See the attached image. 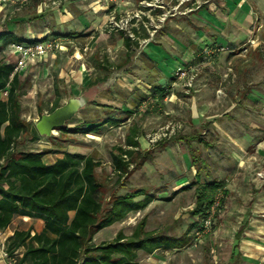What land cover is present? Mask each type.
Returning a JSON list of instances; mask_svg holds the SVG:
<instances>
[{"label": "rangeland", "instance_id": "1", "mask_svg": "<svg viewBox=\"0 0 264 264\" xmlns=\"http://www.w3.org/2000/svg\"><path fill=\"white\" fill-rule=\"evenodd\" d=\"M65 4L73 19L59 21L54 12ZM81 4H0V31L24 38L41 37L47 28L73 34L59 35L65 37L64 50L19 72L20 117L34 127L56 97L60 105L69 97L84 100L65 123L70 130L55 129L37 140L24 133L16 149L45 151L47 163L65 150L92 154L100 161L96 178L103 207L115 194L137 188L154 193L146 207L93 236L97 244L120 230L130 235L141 220L146 232L170 238L187 233L182 247L139 250V264H234V236L244 220L249 224L240 239L239 264H264V195L253 193L264 179V0H115L106 8L94 0L96 9L86 8L79 22ZM136 14L142 28L126 62L125 47L108 19ZM252 41L260 44L251 49ZM6 52L0 50V58L13 62ZM155 84H170L161 103L148 94ZM109 115L121 121L96 133L71 131ZM133 125L138 151L128 173L118 179L111 153L125 147ZM200 133L211 146L187 141ZM241 137L242 146L237 144ZM193 153L202 160L197 171ZM214 179L227 180L226 192L219 188L203 212L192 214L197 187ZM185 185L191 187L182 189ZM207 215L208 227L198 231Z\"/></svg>", "mask_w": 264, "mask_h": 264}, {"label": "trees", "instance_id": "2", "mask_svg": "<svg viewBox=\"0 0 264 264\" xmlns=\"http://www.w3.org/2000/svg\"><path fill=\"white\" fill-rule=\"evenodd\" d=\"M117 32L124 45L137 42L121 31ZM51 35L60 34L53 32ZM26 40L30 39L11 31H0V50ZM13 69V62L0 58V91L8 88L6 97H0V229H5L15 215L39 218L44 222L40 232L31 234L29 229H15L7 238L5 246L8 252L23 247L18 264H139V250L152 253L161 247L184 246L189 239L187 233L170 238L146 232L143 220L130 235L120 230L109 241L93 242V236L99 230L143 209L156 195L145 188H137L111 196L108 206L103 207L98 198L101 184L96 178L100 161L92 154L65 150L61 156L47 163L43 159L45 151L16 149L24 133L29 132L33 140L41 135L35 126L20 117V79L19 73ZM168 91L169 84H158L151 86L148 92L156 103H161ZM59 100V97L53 100L49 112L60 105ZM120 121V118L109 115L102 122L76 125L71 131L96 133L103 126L116 125ZM56 129L60 132L70 130L65 125ZM137 134L136 126H131L125 147L116 146L111 153L112 169L118 179L128 173L132 156L138 151ZM186 139H197L208 145L201 134L190 135ZM192 157L191 164L197 171V164L202 160L194 153ZM223 186V181L211 180L197 187L196 205L191 213L203 212L211 194ZM190 187L185 185L182 189ZM242 236L240 230L234 236V264H239L238 245Z\"/></svg>", "mask_w": 264, "mask_h": 264}, {"label": "built area", "instance_id": "3", "mask_svg": "<svg viewBox=\"0 0 264 264\" xmlns=\"http://www.w3.org/2000/svg\"><path fill=\"white\" fill-rule=\"evenodd\" d=\"M30 0H0L2 5H21L27 3ZM61 0H53V2ZM115 0H96L97 3H100L102 8H106L109 2ZM136 15H127V16H111L109 20L110 30L121 31L123 35L129 36L131 39H135V35H139V23L136 19ZM64 38L62 36H42L36 39L29 38L30 40L12 43L6 48L7 53H12L14 56L13 72L22 71L29 63H34L36 60H39L45 57L49 53H55L56 51L64 50ZM86 50V48H84ZM184 75V72L181 73ZM8 88L0 91V94L7 95ZM210 223V215H207L202 219V225H199V230H204L208 227ZM0 229V256L4 258L5 264H18L19 258L23 254V247H19L13 250L11 253L8 252L5 246L7 238L3 231ZM31 234H33L31 232Z\"/></svg>", "mask_w": 264, "mask_h": 264}, {"label": "crops", "instance_id": "4", "mask_svg": "<svg viewBox=\"0 0 264 264\" xmlns=\"http://www.w3.org/2000/svg\"><path fill=\"white\" fill-rule=\"evenodd\" d=\"M80 1H82V2H84V4H81V5H79V8H81V10H83V11H81V12H79L80 14H79V16H77V18H76V20L78 21V19H79V22H80V18H84L83 17V15L84 14H82V12H85V10H86V8H92V9H96V7H95V4H94V0H90V2L88 3V2H86L87 0H80ZM42 2V1H41ZM65 7H67L66 6V4L63 6V8L61 9V10H59L58 11V9L59 8H57V10L54 12L55 13V15L58 17V20L59 21H64V20H70V19H73V17H72V15H71V12H69V11H66V9H65ZM84 20V19H83ZM53 32H55L54 31V29L53 28H47V30L46 31H44V33H43V35H40L41 37L42 36H52L51 34L53 33ZM59 31H56V33H58ZM63 33H65V34H60V35H72L73 36V34H71L69 31H67V33L66 32H63ZM118 33V32H117ZM16 34V33H15ZM80 34H83V33H80ZM118 35L120 36V34L118 33ZM142 35H145V33H143ZM39 38V37H38ZM120 38H121V40H122V43H123V39H122V37L120 36ZM136 45L137 44V42H130V44L129 45H124V43H123V45H124V47H125V61L127 62L128 60L127 59H131L132 58V55H133V52H132V49H133V45ZM260 43H259V41H252V44L250 43V45H249V47L251 48V49H255L256 48V46H258ZM249 48V49H250ZM243 51H248V48H244L243 49ZM7 53V52H6ZM14 60V59H13ZM126 74H128L127 72H125V75ZM173 80V79H172ZM172 80H171V82H172ZM155 85H158V84H155ZM161 85V84H160ZM153 86V85H152ZM151 87V86H150ZM150 87H149V89H150ZM169 87H170V84H169ZM149 91V90H148ZM148 94H149V92H148ZM143 99H145V97H143ZM201 134V133H200ZM192 136H194V135H196V134H191ZM202 135V134H201ZM190 136V135H189ZM203 136V135H202ZM192 140H194V139H192ZM207 141V140H206ZM244 141V139H243V137H241V139H239V141H238V143L237 144H239L240 146H242V144H241V142H243ZM139 142V141H138ZM208 142V141H207ZM201 143V142H200ZM207 146H211V143L210 142H208V145ZM71 152V151H70ZM215 180V179H214ZM219 181L221 180V181H223L224 182V186L222 187V190L224 191V192H226V188H227V180L226 179H218ZM253 193L255 194V195H264V179H262V181H261V183H260V181H259V185L256 187V188H253ZM254 213V211H253V207H250L249 206V208H248V214L249 215H252ZM18 222V223H17ZM17 224H19V225H17ZM248 224H249V222H248V220H244V221H242L241 223H240V226H239V228L237 229V231H242V233H243V236H244V231H245V229L247 228V226H248ZM43 225H44V222H43V220H41V219H39V218H32V217H29V216H23V215H15L13 218H12V220H11V222L9 223V225L3 230L4 231V233H5V236L6 237H8V236H10V235H12V233H13V231L15 230V229H24V230H26V229H29L32 233H34V232H40L41 230H42V228H43ZM99 232V231H98ZM242 236V237H243ZM241 237V238H242ZM240 238V239H241ZM1 238H0V243H1ZM240 241L241 240H239V245H238V250H240ZM239 255H240V253H239ZM0 264H5V260H4V258L3 257H1L0 256Z\"/></svg>", "mask_w": 264, "mask_h": 264}, {"label": "water", "instance_id": "5", "mask_svg": "<svg viewBox=\"0 0 264 264\" xmlns=\"http://www.w3.org/2000/svg\"><path fill=\"white\" fill-rule=\"evenodd\" d=\"M84 100L81 97H69L63 104L48 113H42L35 123V128L40 135L49 136L53 131L65 125L75 115Z\"/></svg>", "mask_w": 264, "mask_h": 264}]
</instances>
